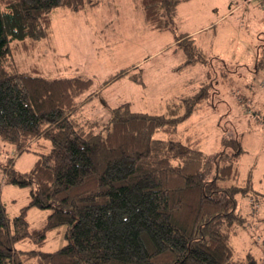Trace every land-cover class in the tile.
Here are the masks:
<instances>
[{
	"label": "trees",
	"instance_id": "trees-1",
	"mask_svg": "<svg viewBox=\"0 0 264 264\" xmlns=\"http://www.w3.org/2000/svg\"><path fill=\"white\" fill-rule=\"evenodd\" d=\"M134 1L150 29H176L180 0ZM99 3L0 0V140L18 153L35 140L50 143L27 171L5 174V184L32 188L14 216L0 199V264H264L252 253L233 256L231 236L246 220L238 197H253L264 210L251 168L243 176L238 168L239 140L224 138L208 154L197 132L179 128L203 101L205 87L169 101L160 114L124 101L105 120H89L77 110L91 78L49 77L17 60L51 40L54 9ZM174 41L189 56L181 65L206 60L192 35L175 33ZM261 50L264 55V41ZM125 75L142 82L125 68L105 83ZM30 206L50 210L39 227L27 222ZM61 225L64 242L52 251L13 247L21 240L41 245Z\"/></svg>",
	"mask_w": 264,
	"mask_h": 264
},
{
	"label": "rangeland",
	"instance_id": "rangeland-1",
	"mask_svg": "<svg viewBox=\"0 0 264 264\" xmlns=\"http://www.w3.org/2000/svg\"><path fill=\"white\" fill-rule=\"evenodd\" d=\"M51 15V40L39 41L29 54L21 51L17 60L49 77L91 78L89 89L79 98L80 118L103 121L110 108L124 101L132 110L160 114L169 101L205 87L203 101L180 130L197 132L208 154L222 139H238L240 173L243 176L251 168L253 189L264 193V12L259 0H180L175 30L150 29L134 0H100L79 11L56 8ZM179 32L192 34L205 61L181 65L189 56L175 48L174 34ZM125 68L129 74L138 73L142 82L125 75L105 83ZM49 148V141L40 139L18 153L0 140V199L9 216L28 204L32 185L5 184V174L10 168L27 171ZM232 149L225 147L228 152ZM237 209L246 220L231 236L233 256L242 259L252 253L263 261V207L253 197L239 196ZM49 212L28 207L29 226L42 225ZM64 228L48 230L41 245L21 240L13 247L52 251L63 244Z\"/></svg>",
	"mask_w": 264,
	"mask_h": 264
},
{
	"label": "built area",
	"instance_id": "built-area-1",
	"mask_svg": "<svg viewBox=\"0 0 264 264\" xmlns=\"http://www.w3.org/2000/svg\"><path fill=\"white\" fill-rule=\"evenodd\" d=\"M259 1H260L261 7H262L263 12H264V0H259Z\"/></svg>",
	"mask_w": 264,
	"mask_h": 264
},
{
	"label": "crops",
	"instance_id": "crops-1",
	"mask_svg": "<svg viewBox=\"0 0 264 264\" xmlns=\"http://www.w3.org/2000/svg\"><path fill=\"white\" fill-rule=\"evenodd\" d=\"M186 33H188V34L192 35V34H191V33H189V32H186Z\"/></svg>",
	"mask_w": 264,
	"mask_h": 264
}]
</instances>
